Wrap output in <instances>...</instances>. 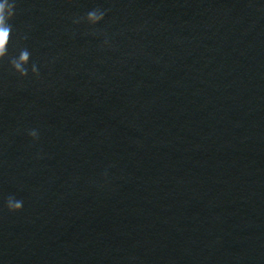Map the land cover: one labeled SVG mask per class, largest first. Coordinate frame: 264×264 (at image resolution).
<instances>
[{
    "label": "water",
    "instance_id": "1",
    "mask_svg": "<svg viewBox=\"0 0 264 264\" xmlns=\"http://www.w3.org/2000/svg\"><path fill=\"white\" fill-rule=\"evenodd\" d=\"M4 2L0 264H264V0Z\"/></svg>",
    "mask_w": 264,
    "mask_h": 264
},
{
    "label": "clouds",
    "instance_id": "2",
    "mask_svg": "<svg viewBox=\"0 0 264 264\" xmlns=\"http://www.w3.org/2000/svg\"><path fill=\"white\" fill-rule=\"evenodd\" d=\"M6 3L4 0H0V58L5 56L6 46L8 44V39L10 35V28L6 24V20L12 16L11 10L5 7ZM104 13L92 10L87 13L86 19L91 24H96L103 20ZM16 71L19 70V62L12 64ZM33 73L38 74V69L36 66L33 67ZM22 76L27 75L26 73L21 72ZM29 135L33 138H37L36 130L29 132ZM6 206L10 211H20L23 208V201L9 198L6 202Z\"/></svg>",
    "mask_w": 264,
    "mask_h": 264
}]
</instances>
